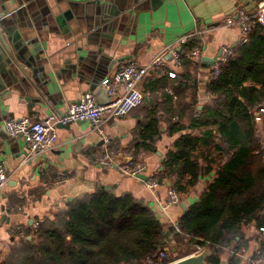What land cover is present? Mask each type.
<instances>
[{"label": "crops", "instance_id": "0c3cea01", "mask_svg": "<svg viewBox=\"0 0 264 264\" xmlns=\"http://www.w3.org/2000/svg\"><path fill=\"white\" fill-rule=\"evenodd\" d=\"M263 4L264 0H100L99 5L92 0H0V37L13 55L12 63L0 59V162L8 176L0 192V263L15 259L13 253L23 247L21 244H37L32 236L34 225L57 223L69 202L97 189H111L117 196L130 193L156 214L165 242L184 240L175 229L178 219L214 177L221 156L211 144L197 150L201 166L206 165L203 154L214 159L212 171H203L193 186L178 192L180 200L174 205H166L167 190L175 189V178H160L163 158L180 135L199 134L186 126L191 107L200 111L211 105L213 96L206 82L212 65L223 47L234 50L241 43L238 28L226 25L224 18L239 6L252 12ZM203 29L197 39L201 58L190 68L184 60L174 76L146 75L140 84L142 103L104 124L114 146L145 164L147 178L158 174L155 187L124 174L119 168L125 161L122 155L115 159L114 167L99 166L96 161L103 143L89 121L59 125L54 146L34 154H28L21 137L7 134L6 120L25 117L35 121L60 115L84 91L101 103L107 102L109 97L100 82L117 64L129 60L145 64L165 45ZM150 110L155 111L159 127L154 149L133 153L135 131L149 120ZM263 111L264 104L253 110L264 150ZM169 121H179L186 128L169 134ZM262 159L264 163V154ZM59 178L65 180L50 185ZM258 219L264 223V209ZM259 227L255 220L241 224L242 238L220 250L222 263L234 259L236 264H247L257 251L264 253V232H259Z\"/></svg>", "mask_w": 264, "mask_h": 264}, {"label": "trees", "instance_id": "16d2710c", "mask_svg": "<svg viewBox=\"0 0 264 264\" xmlns=\"http://www.w3.org/2000/svg\"><path fill=\"white\" fill-rule=\"evenodd\" d=\"M193 43L179 50L187 68L194 62L184 52ZM183 76L189 79L188 74ZM206 89L213 102L200 111L192 106L186 125L199 134L176 139L163 158L160 178L174 177L176 191L183 192L203 171H212L214 159L203 154L204 167L198 161L201 146L211 144L221 156L214 177L177 224L181 235L188 236L187 244L209 247L207 263L219 264L221 248L242 238L241 224L255 220L264 226L258 219L264 209V150L253 113L264 104V25L255 26L246 42L219 61ZM154 114L150 110L149 120L135 131L133 153L154 149L159 130ZM185 128L179 121L168 123L169 134ZM38 229L37 244H21L13 253L15 263L0 264H144L165 243L163 227L151 209L130 193L117 196L108 188L75 198L59 213L57 223L40 224Z\"/></svg>", "mask_w": 264, "mask_h": 264}, {"label": "built area", "instance_id": "2783aa9c", "mask_svg": "<svg viewBox=\"0 0 264 264\" xmlns=\"http://www.w3.org/2000/svg\"><path fill=\"white\" fill-rule=\"evenodd\" d=\"M224 22L229 26L238 28L239 42H246L249 34L255 26L264 25V4L256 10L249 12L243 6H239L232 16L224 18ZM205 31L194 30L184 36L179 37L174 42L165 45L153 58L145 64H139L137 61L129 60L125 63L117 64L111 72L101 80L100 85L105 90L109 100L105 103L99 102L95 96L84 91L77 102L71 103L67 110L60 115H53L30 121L27 118L8 119L4 122V128L8 135L12 137H21L27 149L28 154L40 153L52 148L57 141V128L59 125H66L74 121H89L92 129L100 136L103 143L102 153L97 157V164L101 167H114L115 159L122 155L125 161L119 166L120 170L130 176L144 174L146 166L141 161L131 159L128 153L121 154L114 146L109 135L104 130L106 120L127 115L132 109L139 106L143 101V93L140 84L143 78L151 72L166 73L174 76L176 69L182 67L183 56L179 48L194 41L190 49L184 52V57L194 61L201 58L200 42L201 34ZM233 50L230 47H223L222 53L217 61L212 65V71L216 72L219 61H224L226 57L231 56ZM170 61H169V59ZM171 62V66H169ZM8 180L3 163L0 162V192L3 190ZM65 179L59 178L50 182V185L56 186ZM158 184V174H152L147 178V187H155ZM180 200L178 193L172 186L167 190L166 205H174ZM175 229L180 232L178 226ZM259 232H264V226L259 227ZM32 236H38L37 225L33 226ZM187 236V235H185ZM184 236V237H185ZM188 240L187 238H184ZM171 244L165 242L164 246L158 249L153 255L144 260V264H169L166 261V250ZM196 253L202 250V246L194 244ZM175 261V260H173ZM172 261V262H173ZM247 264H264V253L257 251Z\"/></svg>", "mask_w": 264, "mask_h": 264}, {"label": "water", "instance_id": "95a60500", "mask_svg": "<svg viewBox=\"0 0 264 264\" xmlns=\"http://www.w3.org/2000/svg\"><path fill=\"white\" fill-rule=\"evenodd\" d=\"M92 1L94 3H96L97 5L100 4V0H92ZM14 47H16V46H14ZM0 54H2V55H0V59L4 58L8 63H10V62L12 63L13 55H12L10 49L7 47L6 43L4 42L3 38H1V37H0ZM18 54H19V51H18ZM203 60H206V59L203 58ZM94 90L96 91V89H94ZM136 177L141 179V180H144V181L147 180V176L145 174H138V175H136ZM27 239H30V237L28 236ZM209 254H210V248L206 247L200 253L179 258V259H177V260H175L169 264H208L207 263V257L209 256ZM219 264H226V262L224 261V263H222V261L219 258Z\"/></svg>", "mask_w": 264, "mask_h": 264}, {"label": "rangeland", "instance_id": "374dc122", "mask_svg": "<svg viewBox=\"0 0 264 264\" xmlns=\"http://www.w3.org/2000/svg\"><path fill=\"white\" fill-rule=\"evenodd\" d=\"M118 151L121 154H124V153L127 154L128 153L125 150L122 151V150L119 149ZM38 232H39V229H38ZM183 236H185V235H183ZM184 238H187V236H185ZM184 240L179 241L178 243H173V244H171L170 247L168 246L169 248H168V250H166V261L172 262L173 260H177L179 258L188 256V255H195V254H197L196 253V248H195L194 244H190L189 245V244L186 243L187 242V239L185 241ZM36 243H38V239H37V242ZM203 247H205V246H202V249H203ZM23 253H24V251H20V255H23ZM210 253H211V250H210ZM9 260H11V262H14V263L16 262L15 261L16 258L15 259H9Z\"/></svg>", "mask_w": 264, "mask_h": 264}]
</instances>
